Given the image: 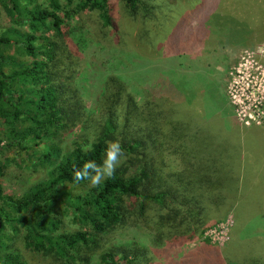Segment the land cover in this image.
Returning a JSON list of instances; mask_svg holds the SVG:
<instances>
[{
  "label": "trees",
  "instance_id": "obj_1",
  "mask_svg": "<svg viewBox=\"0 0 264 264\" xmlns=\"http://www.w3.org/2000/svg\"><path fill=\"white\" fill-rule=\"evenodd\" d=\"M119 2L127 15L147 10L140 0ZM0 9L10 20L0 27V178L8 160L1 158L11 152L50 167L17 196L6 194L0 183V264H25L8 231L20 234L25 249L58 264H91L93 258L94 264H153L147 246L104 240L120 224L143 225L154 246L200 238L201 247L215 251L217 264H264L256 254L231 262L203 236L249 194L244 183L251 180L243 182L240 175L250 167L249 159L242 160V151L249 152L244 141L212 138L203 127L175 117L169 100L156 93L145 92L138 102L114 75L104 79L91 114L71 86L65 36L72 27L66 19L94 10L107 24V0H0ZM50 29L53 34L46 35ZM69 123L80 127L71 148L61 151L56 140ZM110 142L122 150L113 175L95 186L92 171L77 181L85 163L103 167ZM167 155L178 158L176 169L168 168ZM58 211L69 215L73 230L61 229Z\"/></svg>",
  "mask_w": 264,
  "mask_h": 264
},
{
  "label": "rangeland",
  "instance_id": "obj_2",
  "mask_svg": "<svg viewBox=\"0 0 264 264\" xmlns=\"http://www.w3.org/2000/svg\"><path fill=\"white\" fill-rule=\"evenodd\" d=\"M107 3V24L94 10L66 19L72 27L65 36L72 57L71 86L79 91L88 113L95 112L104 79L114 75L138 102L145 92L156 93L169 100L166 103L175 117L203 127L212 138L244 141L249 151L246 155L242 151L246 163L250 157L264 155V142L259 143L252 131L264 132V0H140L147 10L135 15H127L119 0ZM9 23L0 9V27ZM52 34V29L46 31ZM8 52L21 57L10 47ZM135 123L139 128L140 121ZM242 126L249 129L244 132ZM79 127L69 123L61 131L56 140L61 151L71 148ZM229 150L237 160L236 148ZM13 156L19 166L12 162ZM3 157L9 161L0 183L8 195H19L45 178L50 168L14 152ZM166 161L170 169L179 166L174 155H167ZM259 170L258 163L249 168L243 182L256 177L257 181H252L249 194L242 195L237 211L204 229L203 236L231 262L252 254L264 259V225H259L264 224V169L258 174ZM58 216L62 230L76 227L69 215L58 211ZM8 234V242L25 264H58L53 257L25 249L20 234ZM104 240L147 246L153 264H217L215 251L201 247L202 239L154 246L143 225H117Z\"/></svg>",
  "mask_w": 264,
  "mask_h": 264
},
{
  "label": "clouds",
  "instance_id": "obj_3",
  "mask_svg": "<svg viewBox=\"0 0 264 264\" xmlns=\"http://www.w3.org/2000/svg\"><path fill=\"white\" fill-rule=\"evenodd\" d=\"M121 155L122 150L119 142H110L106 149V159L103 167L96 165L94 162H87L82 171L76 172V180L79 181L89 177L90 171H92L95 173L91 176L92 185L95 186L99 184L105 175L108 177L113 175Z\"/></svg>",
  "mask_w": 264,
  "mask_h": 264
},
{
  "label": "crops",
  "instance_id": "obj_4",
  "mask_svg": "<svg viewBox=\"0 0 264 264\" xmlns=\"http://www.w3.org/2000/svg\"><path fill=\"white\" fill-rule=\"evenodd\" d=\"M248 129L249 128H247V129H245L243 131L246 132ZM252 131L256 132V138H257V140H258L259 143H261V141L264 142V132H263V130L253 129ZM248 159L250 161V167L249 168H251V166H253L255 163H258L259 164L260 170H259L258 174H260L261 173L260 171H262L264 169V155H262L260 157L259 156H254V157H250ZM248 170H249L248 168L247 169H242L240 171V175L245 178L246 175H247ZM251 176H254V174L252 173V174L248 175L247 177H251ZM252 181H257V177L255 178V180L252 179ZM252 181H248L247 180V182L244 183V187L247 186L246 191L250 188L251 184L254 183Z\"/></svg>",
  "mask_w": 264,
  "mask_h": 264
},
{
  "label": "built area",
  "instance_id": "obj_5",
  "mask_svg": "<svg viewBox=\"0 0 264 264\" xmlns=\"http://www.w3.org/2000/svg\"><path fill=\"white\" fill-rule=\"evenodd\" d=\"M243 123L247 124L246 122H243Z\"/></svg>",
  "mask_w": 264,
  "mask_h": 264
}]
</instances>
